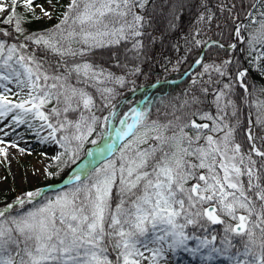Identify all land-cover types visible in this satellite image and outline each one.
I'll return each mask as SVG.
<instances>
[{"label":"snow or ice","instance_id":"1","mask_svg":"<svg viewBox=\"0 0 264 264\" xmlns=\"http://www.w3.org/2000/svg\"><path fill=\"white\" fill-rule=\"evenodd\" d=\"M42 17L55 22L32 29ZM158 41L181 53L161 54L164 73L191 75L165 119ZM253 72L264 0H0V154L24 126L56 146L48 176L86 159L0 206V264H264Z\"/></svg>","mask_w":264,"mask_h":264},{"label":"rangeland","instance_id":"2","mask_svg":"<svg viewBox=\"0 0 264 264\" xmlns=\"http://www.w3.org/2000/svg\"><path fill=\"white\" fill-rule=\"evenodd\" d=\"M36 3L47 7V0H34ZM58 4H64L67 0H56ZM57 14L60 9L54 10ZM54 18H41L37 22L38 28L50 27L54 23ZM24 126L16 129L18 136H13L9 132L6 139L15 141L18 147L9 145L7 147V156L0 154V206L6 201L7 195L11 198L22 191H27L35 187H44L45 179L48 176L45 168L49 167L51 156L56 152V146L46 142H40L35 134L31 132H22ZM5 131H7L5 129ZM89 145V149L93 146ZM54 161H52V164ZM187 259V257H185Z\"/></svg>","mask_w":264,"mask_h":264},{"label":"trees","instance_id":"3","mask_svg":"<svg viewBox=\"0 0 264 264\" xmlns=\"http://www.w3.org/2000/svg\"><path fill=\"white\" fill-rule=\"evenodd\" d=\"M55 20V19H54ZM37 22L38 21H34L30 27L32 29H39L38 26H37ZM189 26V14L188 13H185L184 14V18H183V27L185 28V30H187V27ZM181 47H182V44H181ZM206 52L208 51L207 49L205 50ZM161 54H163V56L165 57H168L170 59H175V57L177 55H181V53H178V52H175L173 50L170 49L169 45L168 44H165V45H161L159 43V41L152 47V49L150 50V55L154 56L155 57V62L151 63V70H152V76L153 77H158L160 79V81H165V80H168V79H179L181 78L184 73L187 71V64H184L183 67L181 68V70L179 71V73L177 72H174V71H169L167 74L164 73V69L163 67H161V64H164L166 63L165 61H163L161 59ZM115 70V69H114ZM147 70V69H146ZM253 79L256 80L257 84H264V78H261L257 73L253 72V76H252ZM191 79V75H188L184 80H182L181 82H178V83H162V85L164 86L163 87V91L165 93L168 94V96L165 97V102L164 104H160L158 105L160 107V110H161V115H160V118L161 119H165L167 118L165 115H163V113H165L166 111H170V108L167 107V105L170 103V102H176L178 103L179 101H172L171 98L179 93L182 92V90L187 87L189 81ZM154 82V81H153ZM139 83L141 84H144L145 83V78L144 77H141L140 80H139ZM160 88L159 86L157 87L156 91L153 93V91L149 90L148 89V92L147 93H144V95L150 93L151 94H154L156 96H159L160 95ZM125 95H127V93H125ZM257 96L260 97V96H264V93H259L257 92ZM138 98L139 95H137ZM214 110V109H213ZM247 110V109H246ZM253 112H254V107H253ZM153 115H157V113L155 111H153ZM253 118H254V115H253ZM88 147V145H86V148ZM84 157V155L82 154L81 155V158L80 160H82ZM78 160L76 162V164L80 161ZM76 164H72L70 165L69 167L65 168L63 170V172H61L60 175H57V176H48L46 177V180L45 182L46 183H58V182H61L67 175L68 173L70 172V170L76 165ZM6 201L4 202H7V201H11V196L10 195H7L6 197Z\"/></svg>","mask_w":264,"mask_h":264},{"label":"water","instance_id":"4","mask_svg":"<svg viewBox=\"0 0 264 264\" xmlns=\"http://www.w3.org/2000/svg\"><path fill=\"white\" fill-rule=\"evenodd\" d=\"M188 74H189V73L187 72L186 75H188ZM186 75H185V76H186ZM65 183H66V181L63 182L62 184H59L58 186H63ZM53 187H55V186H52V188H53Z\"/></svg>","mask_w":264,"mask_h":264}]
</instances>
